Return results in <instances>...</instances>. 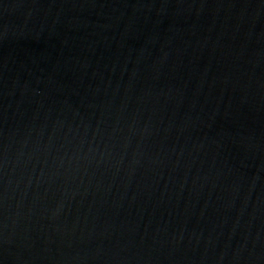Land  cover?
<instances>
[{"label":"water","instance_id":"water-1","mask_svg":"<svg viewBox=\"0 0 264 264\" xmlns=\"http://www.w3.org/2000/svg\"><path fill=\"white\" fill-rule=\"evenodd\" d=\"M0 264H264V0H0Z\"/></svg>","mask_w":264,"mask_h":264}]
</instances>
